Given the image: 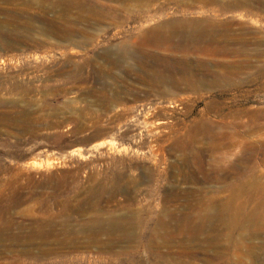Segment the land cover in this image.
<instances>
[{"label": "rangeland", "instance_id": "obj_1", "mask_svg": "<svg viewBox=\"0 0 264 264\" xmlns=\"http://www.w3.org/2000/svg\"><path fill=\"white\" fill-rule=\"evenodd\" d=\"M209 20L232 24L226 52L190 51L210 72L150 45ZM253 116L264 123V0H0V230L50 235L0 244V264H264ZM97 218L125 219L133 242L92 243L81 230ZM178 230L195 235L145 242Z\"/></svg>", "mask_w": 264, "mask_h": 264}, {"label": "bare ground", "instance_id": "obj_2", "mask_svg": "<svg viewBox=\"0 0 264 264\" xmlns=\"http://www.w3.org/2000/svg\"><path fill=\"white\" fill-rule=\"evenodd\" d=\"M216 0H202V2H215ZM232 6H237L238 3L236 1H232L230 3ZM99 12L97 10H94ZM71 10H64V15H71ZM174 29L173 33H171L168 37H164L166 35L162 34V30L157 32L154 39H152L151 44L156 48H160L164 45H170L172 49L176 52H180L181 55L178 57H174L172 59L162 58L163 61L169 62L170 65L174 66V68L178 69V71L183 74H188L195 66L204 68L206 71L210 72V63L208 59L202 57L200 54H192L190 51L201 52V54L210 56H218L224 52H226L229 48V45L232 43L230 39L231 35V27L232 24H217L213 21H206L204 23H196V22H181L172 24ZM174 40V41H172ZM172 43V45L170 44ZM197 62V64L195 63ZM186 81V80H184ZM188 82V87L190 89L197 88L196 85L190 80ZM261 114V113H260ZM258 116V115H257ZM255 116H253L254 125L256 122ZM252 123V125H253ZM264 123L256 122V126H262ZM245 138H239L234 141V145L237 147L244 145L246 140ZM242 149V148H241ZM241 218V217H240ZM245 218V217H244ZM125 219L123 218H109L104 221L101 219L94 220V224L96 225L92 230H81L88 233L91 237L92 243L101 242V235H115L116 232H121L120 239H123L126 242H133L134 239V231L135 230H117L120 227H123ZM157 231L153 232L150 236L145 239V242L152 239L153 236H160L165 241H174L176 239H191L195 233L191 230H178L174 232H166L160 233V235H156ZM24 232H13L10 230H0V244L5 247V251H11V248L15 243H18L22 240H25L26 243L33 244L34 240L37 236L42 237L41 241L46 243L49 241V233H44V230H37L36 232H31L29 235H25ZM155 238V237H154ZM27 254V251L25 252ZM48 250H42L40 252L41 257L49 256ZM15 263V262H14Z\"/></svg>", "mask_w": 264, "mask_h": 264}]
</instances>
